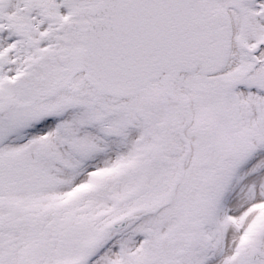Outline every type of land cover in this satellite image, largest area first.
Masks as SVG:
<instances>
[{
  "label": "snow or ice",
  "instance_id": "obj_1",
  "mask_svg": "<svg viewBox=\"0 0 264 264\" xmlns=\"http://www.w3.org/2000/svg\"><path fill=\"white\" fill-rule=\"evenodd\" d=\"M0 264H264V0H0Z\"/></svg>",
  "mask_w": 264,
  "mask_h": 264
}]
</instances>
